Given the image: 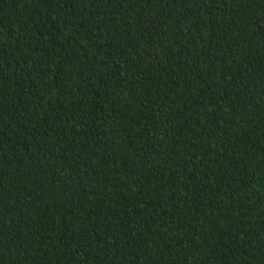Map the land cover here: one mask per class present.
Masks as SVG:
<instances>
[{
    "label": "trees",
    "instance_id": "trees-1",
    "mask_svg": "<svg viewBox=\"0 0 264 264\" xmlns=\"http://www.w3.org/2000/svg\"><path fill=\"white\" fill-rule=\"evenodd\" d=\"M0 264H264V0H0Z\"/></svg>",
    "mask_w": 264,
    "mask_h": 264
}]
</instances>
